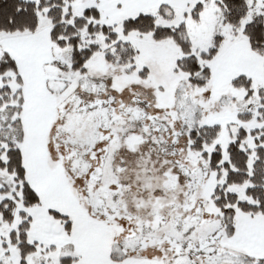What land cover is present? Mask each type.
Listing matches in <instances>:
<instances>
[{
    "label": "snow or ice",
    "instance_id": "1",
    "mask_svg": "<svg viewBox=\"0 0 264 264\" xmlns=\"http://www.w3.org/2000/svg\"><path fill=\"white\" fill-rule=\"evenodd\" d=\"M0 264H264V0H0Z\"/></svg>",
    "mask_w": 264,
    "mask_h": 264
}]
</instances>
